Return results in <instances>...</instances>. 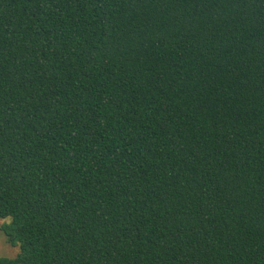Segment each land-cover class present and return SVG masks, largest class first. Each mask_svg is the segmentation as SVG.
<instances>
[{
    "label": "trees",
    "instance_id": "trees-1",
    "mask_svg": "<svg viewBox=\"0 0 264 264\" xmlns=\"http://www.w3.org/2000/svg\"><path fill=\"white\" fill-rule=\"evenodd\" d=\"M0 264H264V0H0Z\"/></svg>",
    "mask_w": 264,
    "mask_h": 264
},
{
    "label": "rangeland",
    "instance_id": "rangeland-1",
    "mask_svg": "<svg viewBox=\"0 0 264 264\" xmlns=\"http://www.w3.org/2000/svg\"><path fill=\"white\" fill-rule=\"evenodd\" d=\"M5 222H10V218H0V257L14 258L20 252V246L11 245L1 227Z\"/></svg>",
    "mask_w": 264,
    "mask_h": 264
}]
</instances>
